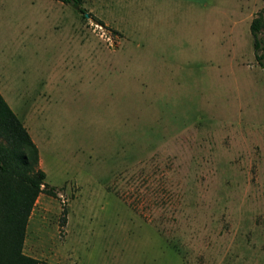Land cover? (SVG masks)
<instances>
[{
  "label": "rangeland",
  "instance_id": "rangeland-1",
  "mask_svg": "<svg viewBox=\"0 0 264 264\" xmlns=\"http://www.w3.org/2000/svg\"><path fill=\"white\" fill-rule=\"evenodd\" d=\"M0 0V93L38 149V264H264V0ZM264 42V28L260 33Z\"/></svg>",
  "mask_w": 264,
  "mask_h": 264
},
{
  "label": "trees",
  "instance_id": "trees-1",
  "mask_svg": "<svg viewBox=\"0 0 264 264\" xmlns=\"http://www.w3.org/2000/svg\"><path fill=\"white\" fill-rule=\"evenodd\" d=\"M86 16L85 0H52ZM89 17V16H86ZM264 9L251 23L256 60L264 67ZM38 149L21 120L0 93V264H38L23 253L26 226L42 193L53 195L38 168Z\"/></svg>",
  "mask_w": 264,
  "mask_h": 264
},
{
  "label": "water",
  "instance_id": "water-1",
  "mask_svg": "<svg viewBox=\"0 0 264 264\" xmlns=\"http://www.w3.org/2000/svg\"><path fill=\"white\" fill-rule=\"evenodd\" d=\"M86 16H88V15H86Z\"/></svg>",
  "mask_w": 264,
  "mask_h": 264
}]
</instances>
